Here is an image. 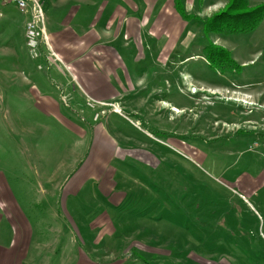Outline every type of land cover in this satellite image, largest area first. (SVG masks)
<instances>
[{
    "label": "crops",
    "instance_id": "0c3cea01",
    "mask_svg": "<svg viewBox=\"0 0 264 264\" xmlns=\"http://www.w3.org/2000/svg\"><path fill=\"white\" fill-rule=\"evenodd\" d=\"M41 2L50 51L41 45V56L35 61L29 58L24 42L27 18L13 4H0V115H12V118L17 113L9 105L32 104L46 120H55L80 141L88 140L89 145L83 153L75 148L30 144L21 149L23 160L20 165L16 164L14 155L7 162L4 156L6 148L0 147V264H36V260H41V250L56 249L59 244L50 240V234L59 235L63 229L76 233L71 242L76 247L77 243L81 244L79 235L82 237L76 222L80 225L86 223L89 227L87 232L92 235L97 233L92 242L95 247L99 248L100 240V243L109 242L105 250L114 255L118 247L112 239L116 229L107 210L121 211L126 217L133 201L144 199L134 190L138 182L131 174L138 167L150 171L158 169L169 157L164 150L155 147L157 143L151 137L159 133L150 124H157L160 119V107L150 103L148 108L146 104L153 101L152 98L156 100L159 89L155 67L168 71L164 77L167 83V77L176 69L181 76H189L183 69L187 61L207 65L202 55L173 60L181 56L179 51L188 53L186 48L170 46L174 29L183 24L177 36L180 37L187 22L176 10L177 0ZM190 2L183 0L185 9L193 7V0L192 4ZM163 38L167 39L164 47L144 43V39L155 41ZM145 66L153 67L147 76ZM87 100L102 104L118 103L121 113L107 111L96 122L91 119L90 114L94 111L90 110V114L85 112L84 118L75 106L87 111ZM156 101L168 103L159 98ZM60 102L70 103V107L66 108ZM74 115L86 123L85 129L71 122ZM101 120L103 122L99 124ZM19 131L22 135L32 134L31 129L20 128ZM13 152L16 153L15 150ZM120 174L122 181H118ZM258 177L245 175L234 180L232 185L222 184L231 190L237 188L233 190L238 199L251 207V216L262 224L263 229L264 215L259 214L248 201V197L254 196L257 205L264 209V192L259 191V187L264 185V174ZM169 181L174 184L170 192L172 196L179 197L178 203H189L185 190L178 191L179 180L174 177ZM195 185L203 187L200 180ZM222 201L227 202L226 198ZM99 210L102 212L95 214ZM51 217H60L63 225L53 226ZM118 218L115 215L114 219ZM127 220L121 226L130 225L133 217ZM129 227H124V232L127 233L126 228ZM170 238L176 242V237ZM135 243L129 244V248L140 254L144 248H150ZM154 247L152 249L159 247L158 250L167 253L162 258L172 259L171 249L175 245L162 248L158 243ZM251 247L246 241V249H253ZM249 254L258 257L256 252L250 251ZM107 262L118 263L115 259H107Z\"/></svg>",
    "mask_w": 264,
    "mask_h": 264
},
{
    "label": "rangeland",
    "instance_id": "374dc122",
    "mask_svg": "<svg viewBox=\"0 0 264 264\" xmlns=\"http://www.w3.org/2000/svg\"><path fill=\"white\" fill-rule=\"evenodd\" d=\"M179 1L182 2L180 5L187 22L180 37L177 36L183 24L174 29L170 46L186 48L188 53L181 54L182 51H179L181 56L173 60L178 61L189 55H202L204 58L202 47L212 43L225 49L238 67L226 69L221 74L201 62L187 61L183 69L188 71L189 74H185L189 76H181L176 69L167 77V83L164 77L168 71L155 67L158 73L156 85L159 86L156 100L159 98L169 104L154 98L152 100L156 102L150 100L146 103L148 108L150 103L160 107V119L157 124H150L159 134L150 136L157 143L155 147L164 150L169 157L158 169L150 171L138 167L131 174L138 182L134 190L144 197L139 198L138 202L133 201L126 215L127 218L133 217V220L124 227H131L126 228L127 233L124 232L121 226L127 220L123 217L124 213L107 210L112 226L116 229L112 239L118 246L114 255H111L105 250L109 242L100 243V240L97 244H101L99 248L95 247L92 242L97 233L92 235L87 232L89 227L86 223L80 225L76 222L82 235H79L81 244L77 243L76 247L72 245L76 236L72 230L67 232L63 229L59 235L50 234V240L59 244L56 249L41 250V260H36V264H79L80 261L81 264H113L108 263L107 259H115L117 264H264L262 258L249 254L253 251L257 256L264 257L262 224L251 216V207L238 199V194L233 190L237 188L231 190L222 184L232 185L234 180L245 175L260 178L264 174V20L251 33L211 35L208 38L202 32L200 21L222 10L228 0H193L191 9H185L183 0ZM248 3L254 7L264 3V0H248ZM0 4L7 5L3 1ZM180 20L185 23L182 18ZM165 40L144 39V43L159 48L166 45ZM24 42L27 49L25 33ZM114 46L120 49L119 45ZM152 68L144 67L146 76ZM148 92L155 94L154 91ZM115 104L87 100V111L72 106L76 107L78 113L82 112L84 118L85 112L90 114L89 111L93 110L90 117L98 122L104 114L114 111L113 107L119 108L121 113V106ZM61 105L70 107V103ZM8 107L16 111L17 115L12 118V115H0V147L6 148L4 156L7 162L14 155L16 164L20 165L23 160L21 149L30 144L47 148H75L83 153L86 151L88 140L80 141L55 120H46L32 104ZM96 114H99L97 120L94 119ZM73 118L72 123L85 129L84 121L77 119L76 115ZM131 118L134 119L133 116ZM121 122L124 124V121ZM20 128L31 129L32 134L22 135ZM43 131L45 134H42ZM174 177L180 182L178 191L185 190L189 203L180 204L179 197L172 196L170 191L174 189V184L169 180ZM122 179L120 174L118 181ZM198 180L203 187L195 185ZM259 191L264 192V185L259 187ZM222 198H226L227 202L222 201ZM248 201L259 214L264 215V209L257 205L254 196L248 197ZM180 211L183 214H179ZM101 212L99 210L95 214ZM90 215L93 217L94 214ZM115 215L120 218L114 219ZM139 217L143 219L138 220ZM62 220L60 217H51V224L62 226ZM170 237H176V242ZM132 241L150 248L138 244L145 249L142 252L144 254H140L129 248V244L136 245ZM246 241L253 249H246ZM158 243L162 248L175 245L171 249V260L162 258L167 253L158 250L159 247L157 250L152 249ZM243 254L247 256L242 257Z\"/></svg>",
    "mask_w": 264,
    "mask_h": 264
},
{
    "label": "trees",
    "instance_id": "16d2710c",
    "mask_svg": "<svg viewBox=\"0 0 264 264\" xmlns=\"http://www.w3.org/2000/svg\"><path fill=\"white\" fill-rule=\"evenodd\" d=\"M176 1V0H175ZM179 14L186 19L180 1L175 5ZM264 20V3L250 7L248 0H228L225 7L211 15L209 18L200 21L202 32L208 38L211 35H238L255 31ZM210 43V41H209ZM207 67L213 70L222 71L235 69L238 66L230 59L229 53L216 45L210 43L202 47ZM262 258L264 257L258 256Z\"/></svg>",
    "mask_w": 264,
    "mask_h": 264
},
{
    "label": "built area",
    "instance_id": "2783aa9c",
    "mask_svg": "<svg viewBox=\"0 0 264 264\" xmlns=\"http://www.w3.org/2000/svg\"><path fill=\"white\" fill-rule=\"evenodd\" d=\"M13 4L27 20L24 27L27 53L30 59L37 60L41 56L40 47L44 45L50 49L46 37V16L41 0H2ZM53 56V55H52ZM40 68V67H39ZM117 105V104H113ZM114 112L120 113L119 108L113 107ZM103 112L100 113L102 115ZM99 114L94 119L97 120Z\"/></svg>",
    "mask_w": 264,
    "mask_h": 264
}]
</instances>
